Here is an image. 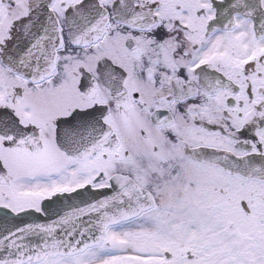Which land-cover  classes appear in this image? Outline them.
I'll return each mask as SVG.
<instances>
[{
    "label": "snow or ice",
    "instance_id": "obj_1",
    "mask_svg": "<svg viewBox=\"0 0 264 264\" xmlns=\"http://www.w3.org/2000/svg\"><path fill=\"white\" fill-rule=\"evenodd\" d=\"M0 264H264V0H0Z\"/></svg>",
    "mask_w": 264,
    "mask_h": 264
}]
</instances>
